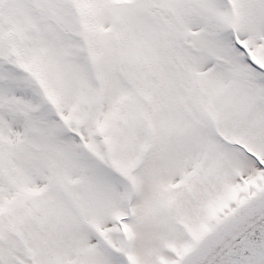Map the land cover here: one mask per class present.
Returning <instances> with one entry per match:
<instances>
[{"label": "snow or ice", "instance_id": "obj_1", "mask_svg": "<svg viewBox=\"0 0 264 264\" xmlns=\"http://www.w3.org/2000/svg\"><path fill=\"white\" fill-rule=\"evenodd\" d=\"M0 264H264V0H0Z\"/></svg>", "mask_w": 264, "mask_h": 264}]
</instances>
